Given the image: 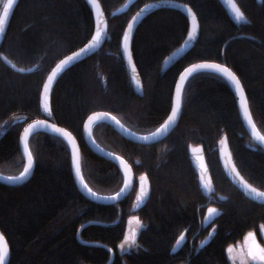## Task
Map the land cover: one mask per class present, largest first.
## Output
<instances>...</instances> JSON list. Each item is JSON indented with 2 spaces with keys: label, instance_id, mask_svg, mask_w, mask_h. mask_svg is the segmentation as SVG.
Returning a JSON list of instances; mask_svg holds the SVG:
<instances>
[{
  "label": "trees",
  "instance_id": "1",
  "mask_svg": "<svg viewBox=\"0 0 264 264\" xmlns=\"http://www.w3.org/2000/svg\"><path fill=\"white\" fill-rule=\"evenodd\" d=\"M124 1L99 0L107 22L105 39L59 75L46 111L39 103L44 77L59 58L89 38L91 10L85 0H17L0 54L25 70L13 68L0 55V172L21 171L19 131L28 119L46 117L76 137L86 183L97 192L116 191L121 171L87 146L85 117L106 110L135 131L152 130L168 113L179 71L197 60L222 62L237 74L251 116L264 135V0H236L244 22H233L219 0H181L197 14L199 34L193 46L165 68L163 59L184 37L187 18L170 7L148 13L131 42L141 92L129 80L120 40L130 15L148 0H130L121 7ZM91 132L101 145L122 155L135 176L146 175V201L130 209L135 181L116 202L90 200L74 182L64 139L35 132L27 139L34 162L29 178L18 184L0 182L7 264H104L110 257L106 247L76 237L85 222L79 237L109 245L115 251L109 264H231L227 246L249 230L264 229V203L241 192L218 158L219 140L226 137L241 175L264 190V148L249 137L221 75L201 70L186 79L177 123L157 141H132L104 121L93 123ZM197 145L212 182L209 194L201 191L189 158L188 149ZM128 217H135L132 241L120 247Z\"/></svg>",
  "mask_w": 264,
  "mask_h": 264
},
{
  "label": "water",
  "instance_id": "2",
  "mask_svg": "<svg viewBox=\"0 0 264 264\" xmlns=\"http://www.w3.org/2000/svg\"><path fill=\"white\" fill-rule=\"evenodd\" d=\"M85 1L89 5L91 14H92L93 25H92L91 34L89 38L83 44L76 47L75 49L68 52L67 54L63 55L48 70L47 74L44 77L43 83L41 85L40 95H39V103L42 106L43 110H46V111L49 110L50 92H51V89L54 83L59 77V75L64 70H66L69 66H71L73 63L77 62L78 60L94 52L103 43L105 39L106 30H107V22H106V17H105L104 11L101 7L99 0H85ZM16 2L17 0H13L12 6L8 9L7 16L4 15V5L8 3V0H3V2L1 3V6H0V45L6 33L9 20H10V17H11V14H12V11H13V8ZM219 2L221 3L228 17L233 22L247 21L245 14L240 9L236 0H219ZM159 7H170V8H174V9L181 11L187 18V22H188L187 31L184 37L182 38V40L172 50H170V52L163 59V62H162L163 68L172 64L181 55L186 53L193 46L199 34L200 23H199L197 14L195 13L193 8L189 4L181 0H148L144 2L143 4H141L137 9H135L134 12L128 18L124 26V29L121 35V40H120V54L126 66V69L128 71L129 80L132 86L134 87V89L138 92H141L142 81H141V77L139 75V72L137 70V67L132 57V52H131L132 37L135 31V28L137 27L139 22L144 18V16H146L148 13H150L151 11ZM194 28H195V31H193ZM97 33L100 34L99 40L96 39ZM125 45H127V47H125ZM0 55L13 68L18 69V70H25L22 67L16 66L8 58H6L2 53ZM69 57H72L73 59L70 60ZM202 64H216V65H219L220 67L227 68L239 79L237 74L229 66L219 61L197 60V61H194V62H191L185 65L179 71L176 77L174 88H173V93H172L171 105L168 110V113L166 114L165 118L155 128L147 132H138V131L131 129L130 127L125 125L117 116H115L110 111H106V110H94L85 117L83 121V126H82L83 138H84L85 143L91 150H93L97 154L103 156L104 158L108 160H111L121 171L122 183H121V186L116 191L111 192V193L97 192L96 190L91 188L86 183V181L84 180L82 176L81 169H80V174L77 175L76 165L73 160V156L75 154L76 156L79 157V161H80L79 144H78L76 137L66 127L46 117H33L24 122V124L22 125L19 131V147H20V151L22 153L23 161H24L23 168L17 174H5V173L0 172V182L7 183V184H18L28 179L34 168L33 158H32V166L29 172L25 174L23 177H21V173L24 171V168L28 166V155L31 154L28 148V145H27V139L31 134L38 132V131L51 132V133L61 136L66 142L68 146V150H69V156H70L71 173H72L74 182L78 190L84 196L98 203L116 202L120 200L122 197H124L126 194H128V192L130 191L133 185L134 180H137V183H139L138 189L135 190L133 201L130 207L131 210H137L139 207H141L144 204V202L146 201L149 195L150 187H149V182H148L146 175L139 174L135 176L133 173L132 166L122 155L104 147L103 145H101L99 142L95 140L91 132V127L93 123L95 122L104 121L110 124L121 135L129 138L132 141H136L140 143H150V142H154V141H157L163 138L171 131V129L177 123V120L179 118L180 107H181V94H182L183 85L186 79L193 73L197 71H201V70L215 72L221 75L227 81L234 95L239 117L243 123L245 130L247 131L249 137L257 145L264 148V142L260 141L259 139V137L264 136V135L258 129V127L256 126L251 116L249 106L247 103V99H246V95H245V91H244V88L242 86L240 79L239 81L241 84V90L237 91L235 89L234 83L230 82L216 69L196 67L197 65H202ZM58 67L60 69L59 71H57ZM189 70H192V71H189ZM49 77H51V82H49ZM45 85H47V92H45ZM178 92H179V97H180V107L177 109V114H176L175 119L172 121H169V117L172 115V109L176 108ZM45 94L48 97L47 108H45ZM117 121H119V123H116ZM58 129L60 131H57ZM26 130L28 133L27 138H25ZM3 131L4 129H0V136L2 135ZM65 133H67L68 135H65ZM69 136L71 137V139H69ZM144 137H148V139H144ZM25 145H27V151H25ZM188 153H189L190 161L197 173V178H198L201 191L204 194H209V192L212 189V182H211V178L209 175L207 164L205 162L202 147L199 145L190 147L188 149ZM217 154H218L220 164L225 174L230 179V181L241 192H243L248 198L256 202H259V203H264V197H260L257 195V193L264 192V190L252 185L241 175V173L237 169L232 159L226 137H223L221 140H219ZM10 178H14V179H10ZM141 180H144V183L142 185H141ZM145 187H147V192L143 197H141L140 196L141 190ZM252 189H255V192H253ZM98 222L105 223L102 221H98ZM85 223L81 224L77 228L76 230L77 239L82 243H95V244H99V245L106 247L108 251L110 252V257L104 264H109L112 261L114 257V253H115V251L109 245L103 242H100V241L85 240L79 237V230L81 226L84 225ZM0 237H2V239H0V252H3V249L5 246L7 248V252L4 253L5 259L3 261V264H7L8 257H9V246L1 230H0Z\"/></svg>",
  "mask_w": 264,
  "mask_h": 264
},
{
  "label": "rangeland",
  "instance_id": "3",
  "mask_svg": "<svg viewBox=\"0 0 264 264\" xmlns=\"http://www.w3.org/2000/svg\"><path fill=\"white\" fill-rule=\"evenodd\" d=\"M0 2H3L0 0ZM130 0H125L121 7H125ZM187 31V30H186ZM209 210H214L212 207ZM135 217L127 219L126 230L123 235V238L120 241V247H125L130 244L132 241L133 228ZM264 237V231L262 232ZM131 238V239H130ZM264 240V238H263ZM264 242L261 240L255 239L254 230L247 231L243 237L237 242L227 246L226 251L230 263L232 264H253V259L261 260L260 257L264 254ZM262 261V260H261Z\"/></svg>",
  "mask_w": 264,
  "mask_h": 264
},
{
  "label": "snow or ice",
  "instance_id": "4",
  "mask_svg": "<svg viewBox=\"0 0 264 264\" xmlns=\"http://www.w3.org/2000/svg\"><path fill=\"white\" fill-rule=\"evenodd\" d=\"M12 4H13V0H8V3L6 5H4V15L5 16H7L8 9L12 6ZM129 27H131V26H129ZM193 31H195V28L193 29ZM99 38H100V34L97 33L96 39L99 40ZM125 47H127V45H125ZM69 59L71 60L73 58L69 57ZM196 67L197 68H213V69H216L219 73H221L230 82L234 83L235 89L237 91L241 90V84H240L239 79L231 71H229L227 68L220 67L219 65H216V64H202V65H197ZM59 70L60 69L58 67L57 71H59ZM189 71H192V70H189ZM49 82H51V77H49ZM45 92H47V85H45ZM47 100H48V97L45 94V108H47ZM179 107H180V97H179V92H178L177 93L176 108L172 109V115L169 117V121H172V120L175 119L176 114H177V109ZM116 123H119V121H117ZM57 131H60V130L58 129ZM27 134L28 133H27V130H26L25 138H27ZM65 135H68V134L65 133ZM69 139H71L70 136H69ZM144 139H148V137H144ZM259 139H260V141L264 142V136L259 137ZM25 151H27V145H25ZM73 160H74V163L76 165V173H77V175H79L80 174L79 157L74 154ZM31 166H32V156H31V154H29L28 155V166L24 168V171L21 173V177H23L25 174H27L29 172ZM10 179H14V178H10ZM252 191L255 192V189H252ZM146 192H147V187H145V188H143L141 190L140 196L143 197L146 194ZM257 195L260 196V197H264V192H259V193H257ZM210 211H214V210H210ZM0 239H2V237H0ZM262 251H264V249H262ZM6 252H7V248L5 246L4 249H3V252H0V264H3V261L5 259L4 253H6ZM260 259L264 260V256H261Z\"/></svg>",
  "mask_w": 264,
  "mask_h": 264
},
{
  "label": "flooded vegetation",
  "instance_id": "5",
  "mask_svg": "<svg viewBox=\"0 0 264 264\" xmlns=\"http://www.w3.org/2000/svg\"><path fill=\"white\" fill-rule=\"evenodd\" d=\"M135 182H136V187H135V190H137L138 189V185H139V183H137V180H134ZM144 183V180H141V185ZM133 184H134V182H133ZM133 186V185H132ZM264 231V229L262 228V227H259V229L257 230V231H255L254 230V233H255V239L256 240H261V241H263L264 242V240H263V235H262V232ZM262 256H264V254L262 255ZM230 260V259H229ZM254 261H253V264H264V260H257V259H253ZM231 264H232V262H231Z\"/></svg>",
  "mask_w": 264,
  "mask_h": 264
}]
</instances>
